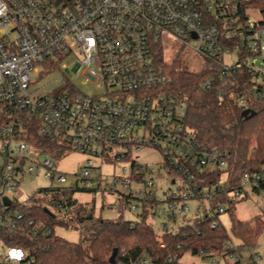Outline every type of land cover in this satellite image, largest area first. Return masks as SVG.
<instances>
[{"label":"built area","instance_id":"2783aa9c","mask_svg":"<svg viewBox=\"0 0 264 264\" xmlns=\"http://www.w3.org/2000/svg\"><path fill=\"white\" fill-rule=\"evenodd\" d=\"M164 34L218 64L231 79L239 69L250 74L255 89H229L223 81L222 97L240 105L249 93L264 98V66L258 64L264 63V0H0V224L14 225L7 208L28 197L10 195L27 176L43 172L47 187L65 191L52 208L58 215L74 210L70 202L78 191H106L115 197L110 208L137 215L130 220L152 225L150 219L160 218L159 236L221 216L229 202L251 191L262 194L264 211V170L245 172L238 187L230 186L225 171L230 153L201 143L187 124V102L167 90L169 78L152 49ZM77 49L78 69L86 68L98 80L102 94L77 91L64 80L35 95L33 72ZM225 55L231 56L228 63ZM212 85L207 79L200 87ZM32 131L66 150L86 153L87 164L71 178L59 170V156L31 143ZM144 149L161 155L158 169L170 182L162 196L157 168L140 159ZM123 160L128 164L108 181L102 165ZM3 247L0 264L26 261L24 248ZM225 248L224 255L211 254L214 263L224 256L244 264L236 245L227 242ZM251 258L248 264H256L260 256L252 250ZM118 264H152V258L141 251Z\"/></svg>","mask_w":264,"mask_h":264},{"label":"trees","instance_id":"16d2710c","mask_svg":"<svg viewBox=\"0 0 264 264\" xmlns=\"http://www.w3.org/2000/svg\"><path fill=\"white\" fill-rule=\"evenodd\" d=\"M159 42L152 43L154 57L169 78L167 90L182 97L188 105L187 124L193 129L201 143L218 147L230 153L226 172L230 186L238 187L245 172L264 170V98L247 95L245 105L219 94L223 81L229 89L247 90L254 82L245 69H239L233 76L223 73L218 64L206 59L208 66L200 72L190 71L179 59L167 63L163 59ZM50 67H57L58 62ZM211 79L210 88H201V82ZM230 79V80H229ZM245 109L256 111L250 117L243 116ZM31 143L45 153L61 157L66 148L31 132ZM217 178V177H216ZM211 180H215L214 176ZM65 191L43 187L29 195L25 201L13 202L7 208L14 221L0 224V240L3 246H19L27 251L25 262L31 264H118L130 262L139 252L152 258V264H182L187 253L200 254V250L211 254H225V244L230 242L240 252L255 250L258 237L264 228L263 214L254 218L255 223L241 220L233 211L237 200L227 204L226 212L231 218V232L240 241L236 244L220 219L203 217L192 224H186L174 234L159 236L146 220L124 218L108 219L95 215V206L88 202L72 199L74 210L70 214L58 215L52 208ZM72 195V192L69 193ZM47 208V209H46ZM49 210V211H48ZM22 217L16 220V213ZM79 231L78 241H70L57 233V228ZM51 229L50 233L46 229ZM165 243L160 246V241ZM117 249L116 260L110 256ZM172 260H169V257Z\"/></svg>","mask_w":264,"mask_h":264},{"label":"rangeland","instance_id":"374dc122","mask_svg":"<svg viewBox=\"0 0 264 264\" xmlns=\"http://www.w3.org/2000/svg\"><path fill=\"white\" fill-rule=\"evenodd\" d=\"M260 15L254 17L259 18ZM161 48L163 59L167 63H171L175 59H179L182 62V66L190 71L200 72L206 66L208 62L204 56L198 53H194L188 47H185L182 41L178 38L164 34L162 40L157 44ZM233 58V57H232ZM235 58V56H234ZM82 59V55L78 49L75 50V54L62 58L60 66L50 67L47 65H40L39 72H33V77H38V81L33 85L35 95H45L51 92L54 88L62 86L63 81H68L77 91L84 92L89 95L102 94V90L96 86L98 84L97 79L90 78L86 71V68H79V60ZM225 62L231 60L230 55L223 57ZM58 62V61H55ZM58 62V64H59ZM65 64V67H63ZM258 64L263 67L264 63L259 61ZM133 152V150H132ZM133 156L134 152L132 153ZM89 156L86 153L77 150H67V153L57 158V165L60 171L70 174V177L74 178L81 169L87 164ZM142 161L150 163L157 168L156 179L159 184V195L162 196L164 191L170 186L169 178L163 172L158 169V162L161 161V155L157 150L144 149L140 155ZM129 160H123L116 165L112 163H104L102 165V172L108 181H112L114 173H119V169L123 165H127ZM96 174V172H94ZM171 181V180H170ZM50 182L45 178L44 172L40 175L33 177L27 176L24 182L20 185V188L13 194L12 197H17L20 200L27 198L40 188L46 187ZM175 186H173L174 188ZM75 197L80 202H88L95 206V215L108 219H136L137 215L125 211H119L110 208L108 205L113 203L115 197L112 193L96 190V191H78ZM193 203L191 206L193 208ZM263 197L262 194L251 191L247 197L237 200L233 205V211L237 217L241 220H247L250 224L255 223L254 218L263 214ZM192 213V211H191ZM221 221L229 231L230 236L234 242L238 244L240 241L231 232V218L230 215L225 212L220 216ZM154 229L160 232L159 226L161 223L160 218L150 219ZM57 233L70 241H78L80 234L75 229L57 228ZM4 247L0 240V253ZM255 251L260 256L256 264H264V228L258 237ZM216 262H213V258L207 255L193 254L191 252L185 253L182 258V264H237L233 261L227 260L224 256L215 257ZM242 263L248 264L252 262L251 250H245L241 254ZM16 264H31L30 262H21Z\"/></svg>","mask_w":264,"mask_h":264},{"label":"water","instance_id":"95a60500","mask_svg":"<svg viewBox=\"0 0 264 264\" xmlns=\"http://www.w3.org/2000/svg\"><path fill=\"white\" fill-rule=\"evenodd\" d=\"M255 113H256V111H254V110H251V109H245L244 111H243V116H245V117H250V116H253V115H255ZM5 203H6V205H9V200L8 199H5ZM47 209V208H46ZM49 211V210H48ZM116 255H117V249L115 248L114 250H113V252H112V255L110 256V262L111 263H114L115 262V260H116Z\"/></svg>","mask_w":264,"mask_h":264}]
</instances>
